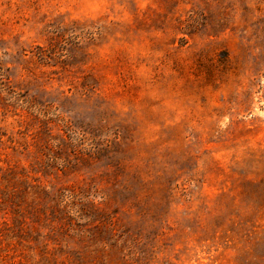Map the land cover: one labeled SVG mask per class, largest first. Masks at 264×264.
Masks as SVG:
<instances>
[{
	"label": "rangeland",
	"instance_id": "374dc122",
	"mask_svg": "<svg viewBox=\"0 0 264 264\" xmlns=\"http://www.w3.org/2000/svg\"><path fill=\"white\" fill-rule=\"evenodd\" d=\"M0 264H264V0H0Z\"/></svg>",
	"mask_w": 264,
	"mask_h": 264
}]
</instances>
